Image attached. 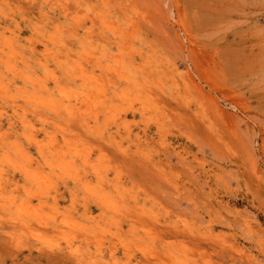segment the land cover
Listing matches in <instances>:
<instances>
[{
  "label": "rangeland",
  "instance_id": "1",
  "mask_svg": "<svg viewBox=\"0 0 264 264\" xmlns=\"http://www.w3.org/2000/svg\"><path fill=\"white\" fill-rule=\"evenodd\" d=\"M41 1L0 0V48L13 31L17 66L37 69L56 100V81L82 90L79 73L64 72L80 66L87 93L100 96L83 108L75 95L58 114L14 102L36 141L76 147L104 177L84 166L78 180L46 183L58 227L42 212L0 214V264H264V0ZM1 61L0 51L3 71ZM12 103L0 97V143L18 140L28 155L19 162L42 175ZM0 168V195L19 201L27 182L7 161ZM27 196L36 206L46 197Z\"/></svg>",
  "mask_w": 264,
  "mask_h": 264
},
{
  "label": "bare ground",
  "instance_id": "2",
  "mask_svg": "<svg viewBox=\"0 0 264 264\" xmlns=\"http://www.w3.org/2000/svg\"><path fill=\"white\" fill-rule=\"evenodd\" d=\"M39 1H41V0H39ZM47 0H45L44 1V3L46 2ZM42 2V1H41ZM43 3V2H42ZM42 3H40V4H42ZM38 5V4H37ZM38 7H39V5H38ZM37 7V8H38ZM45 7V6H44ZM61 9H62V7H60ZM42 9V8H41ZM44 10V9H43ZM7 11V10H6ZM40 11V10H39ZM39 11L37 12V13H39ZM47 11V10H46ZM41 12V11H40ZM44 12V11H43ZM59 12V11H58ZM40 14V13H39ZM45 14V13H44ZM48 14V13H47ZM46 14V15H47ZM69 13L67 12V10H66V8H63L62 10H61V15L62 16H60V17H62V18H64L65 19V22L68 20V18H70V19H72L71 17H68L67 15H68ZM40 15H42V14H40ZM44 16V15H43ZM48 16V15H47ZM56 16V15H55ZM39 17H42V16H39ZM56 17H58V14H57V16ZM56 17H54L55 19H58V18H56ZM45 18V17H44ZM48 18V17H47ZM54 18H51L50 17V19L48 18V20H53ZM62 18H61V21L60 22H63L64 20H62ZM36 19H37V17H36ZM40 20H42L41 18H40ZM40 20H38V21H40ZM44 20H46V18L44 19ZM43 20V21H44ZM43 21H40L41 23L43 22ZM47 21V20H46ZM56 21H58V20H56ZM56 21H51L52 23H53V28L55 29V31H58L59 32V30L61 29L60 28V26L62 27V24L60 23V22H58L59 24H56ZM69 21V20H68ZM67 21V22H68ZM48 22V21H47ZM64 22V23H65ZM31 23V22H30ZM29 23V24H30ZM45 23V22H44ZM34 24H35V22H34ZM33 24V25H34ZM32 25V24H31ZM35 25H38V23H36ZM40 25V24H39ZM39 25H38V27H39ZM66 25H67V23H66ZM65 25V26H66ZM45 26V25H44ZM47 26V25H46ZM64 26V25H63ZM37 27V26H36ZM41 27V26H40ZM48 27V26H47ZM33 28H35V27H33ZM52 28V27H51ZM58 28H59V30H58ZM1 29V28H0ZM6 29H8V28H6ZM36 29H38L39 30V28H36ZM42 29V28H41ZM54 29H52L53 31H54ZM35 30V29H34ZM5 31V30H4ZM43 31V30H42ZM2 32V31H1ZM7 32V31H6ZM38 33L39 32H41L40 30L39 31H37ZM44 32V31H43ZM1 34V33H0ZM3 34V33H2ZM37 34V33H36ZM45 34V33H44ZM4 35H6V33L4 34ZM3 35V36H4ZM47 35H49L48 36V39H47V41L48 42H50V43H56V42H58V39H57V41H56V39L55 38H53L52 36H50L51 34H47ZM45 37V36H44ZM49 37H52V38H49ZM2 38V37H1ZM3 40H2V43H1V48H0V51H1V53L3 54V56H4V61H1L2 62V65H3V68H4V70L3 71H1L0 70V97L2 98V99H8V100H11L13 103V105L12 106H14V109L13 110H11V111H13L12 112V116L14 117V115H15V117H16V119H17V121L20 123V125H21V128H22V131L21 130H19L20 131V133H21V135H23L27 140H35L36 139V137L34 136V134H36V133H33L32 132V130H30L31 128H32V126L30 125V121H27L26 120V118H25V115L26 114H24V112H23V106L21 107V110H22V112H20V111H18L19 110V108H18V106L20 105V104H16L14 101H16L17 102V97H19V99H21V100H23L26 104L25 105H31V107L33 106V108L34 109H36V110H40L41 111V109H44V110H47L48 112H54L55 114H58L59 113V111L63 108H67V109H69V108H72L70 105H71V101H72V97L73 96H75V99L76 100H79V102H81L82 104V107L84 106V107H87V105H88V102H89V96L90 95H92V94H90L89 95V93H90V91H89V93H87V90H86V88H88V81H86V78L84 77V73L86 72H84L83 71V69H81V66H80V68L78 69L79 71L76 73V71H74L73 70V72H70L69 70H65L64 72H65V74H66V76L70 79V77H71V79L73 80H75V78H76V75L79 73V78L81 79V86H82V90H80V91H75V89H74V91L72 92V90L71 89H69L70 87H66V88H64V87H60V84L56 81L55 82V86L57 87V91H58V93L60 94V96H61V98L62 99H60V100H56L53 96H52V94H53V90H51V89H49L47 86H45L44 85V83H43V81H44V79L40 76V74L39 73H37V72H35V71H33V70H30V68H28V70H25V68L24 69H21V68H19V66H17V63H24V65H25V61L24 62H22V60H23V54L24 53H21V51H20V45H21V43H20V45H19V42H18V39H17V35L15 34H13V31H11L10 30V34L9 35H6V36H4L3 38H2ZM44 40H45V38H44ZM56 45H58V44H56ZM59 45H61L60 43H59ZM63 45H64V43H63ZM62 46V45H61ZM57 47V46H56ZM49 48V47H48ZM48 48H47V45H46V47H45V51H47L48 50ZM68 49H69V47H68ZM22 50V49H21ZM58 50V49H57ZM59 51V50H58ZM48 53V52H47ZM54 53V52H53ZM59 53V52H58ZM57 53V54H58ZM56 54V53H55ZM129 55V54H128ZM130 56V55H129ZM128 57V56H127ZM2 58V57H1ZM118 59H121V57L120 58H118ZM130 59V58H129ZM24 60H26V58L24 57ZM42 61L43 60H41V63H42ZM119 61H121V65L123 66V63L124 62H122V60H119ZM129 60L127 59L126 61H125V63L126 62H128ZM131 61V60H130ZM44 62H46V61H44ZM117 62V61H116ZM26 63H28V61H26ZM39 63V62H38ZM47 63V62H46ZM119 63V62H118ZM129 63H131V62H129ZM31 64H33V63H31ZM35 64V63H34ZM40 64V63H39ZM127 64V63H126ZM40 65H42L43 67H46V65H44V63H42V64H40ZM71 65V64H70ZM119 65H120V63H119ZM129 65V64H128ZM132 65V64H131ZM26 66H28V64L26 65ZM25 66V67H26ZM61 66H63V65H61ZM29 67V66H28ZM117 67H119V66H117ZM2 68V67H1ZM27 68V67H26ZM32 68V67H31ZM40 68H41V66H40ZM76 67H74V69H75ZM83 68V67H82ZM123 68V67H122ZM34 69V68H33ZM39 69V68H38ZM43 69V68H42ZM62 69H63V67H62ZM120 69V68H119ZM119 69H117V70H119ZM48 70V69H47ZM76 70V69H75ZM38 71V70H37ZM40 71V70H39ZM42 71V70H41ZM44 71V70H43ZM49 71V70H48ZM52 71V70H51ZM50 71V72H51ZM61 72V71H60ZM118 72H120L119 74H118V76H121V77H124V79L125 80H130V75H128V74H126L127 73V71H125V72H121L120 70L118 71ZM45 74V73H44ZM50 74H52V73H50ZM56 74V73H55ZM86 74V73H85ZM121 74V75H120ZM57 75V74H56ZM87 75V74H86ZM44 76H46V75H44ZM60 76H61V74H60ZM50 77H51V75H50ZM54 77V76H53ZM61 77H63V76H61ZM88 77H90V76H88ZM78 78V79H79ZM77 79V80H78ZM49 80V79H48ZM90 81V80H89ZM131 81V80H130ZM130 83V82H129ZM18 84H20V85H18ZM51 84V83H50ZM91 86H93L94 87V85L92 84V85H90L89 87H91ZM86 90V92L84 91V89ZM95 88H97L96 86H95ZM95 88H94V90H95ZM56 89V88H55ZM90 89V88H89ZM91 89H93V88H91ZM95 92V91H94ZM99 93V92H98ZM97 95H99L100 96V93L99 94H96V96ZM78 96H81L82 98H77ZM95 97V99H97L96 98V96H95V94H93L92 95V97ZM101 98V97H100ZM101 100H103V99H101ZM4 101V100H3ZM95 101H99V100H95ZM94 101V102H95ZM19 102H21V101H19ZM74 102V101H73ZM78 102V101H77ZM79 102H78V104H79ZM91 103V101L89 102V104ZM96 103V102H95ZM98 103H100V102H98ZM73 105L75 104V103H72ZM92 104V103H91ZM103 104V103H102ZM80 105V104H79ZM78 105V106H79ZM99 105V104H98ZM70 106V107H69ZM95 106V105H94ZM146 106V105H145ZM0 107H2V106H0ZM20 107V106H19ZM81 107V106H80ZM79 107V108H80ZM83 107V108H84ZM147 107V106H146ZM78 108V109H79ZM88 108H90V107H88ZM1 109V108H0ZM12 109V108H11ZM31 109V108H30ZM33 109V110H34ZM73 109V108H72ZM77 109V110H78ZM81 109V108H80ZM79 109V110H80ZM95 109V108H94ZM2 111H3V109H1ZM32 110V111H33ZM71 110V109H70ZM78 110V111H79ZM89 110V109H88ZM90 110H91V108H90ZM32 111H30V112H32ZM71 111H73V110H71ZM70 111V112H71ZM95 111V110H94ZM142 111V110H141ZM1 112V111H0ZM36 112V111H35ZM34 112V113H35ZM90 112V111H89ZM92 112V111H91ZM90 112V114H92ZM27 113V112H26ZM39 113V112H38ZM38 113H36V114H38ZM42 113V112H41ZM93 113H95V112H93ZM86 114V113H85ZM89 114V115H90ZM96 114V113H95ZM95 114H93V115H95ZM32 115H33V113H32ZM43 116H44V118H46V114L44 115V114H42ZM42 115H39V116H42ZM66 115V114H65ZM96 116V115H95ZM37 117H38V115H37ZM34 118V117H33ZM42 118V117H41ZM50 118H52V116L50 115ZM53 118H55V117H53ZM95 119H96V117H94ZM39 119V118H38ZM84 120V119H83ZM87 120L88 119H85V121L87 122ZM9 122V121H8ZM96 122V121H95ZM85 124V123H84ZM90 125V124H89ZM88 126V125H87ZM92 127V126H91ZM93 128V127H92ZM29 130V131H28ZM93 130V129H92ZM100 130V129H99ZM44 131H45V129H44ZM94 132V131H93ZM2 133V132H1ZM4 133V132H3ZM2 133V134H3ZM47 133V132H46ZM2 134H0V140L2 139ZM11 138V137H10ZM9 138V139H10ZM13 139V138H12ZM3 140V139H2ZM52 140H54V137L53 136H51V140L49 141V142H47V143H49V144H47V143H44V144H40V142H38V141H36V144H37V149H38V152H39V154H40V156H41V159H42V163L40 164V165H42V167L43 168H46V172L44 173V172H42V175L40 174L41 172L38 170H32V169H34V168H27L26 166H25V164H22L21 162H19V160H23V161H26L27 159H28V155H27V153H26V151L21 147V144H20V142L17 140H15V141H8V140H5V142L4 141H1V143H2V145H3V143H5L4 144V146H2L1 145V143H0V145H1V147H0V163L2 162V161H7L8 162V164L10 165H12V167H13V169H15V170H17L18 172H21V176H22V179H23V181H25V182H27V184H23L21 187H23L24 188V190H23V192H24V197H26L27 196V194H29V195H31L32 197L33 196H38L39 198V200H41V197L44 195V194H46V191H47V189H46V183L48 182V181H50V179L53 177V176H57L59 173L60 174H62V176L63 175H65L67 178H69V177H76L75 179H77V174H78V172L80 171V167H84V166H90V168L92 167V170H93V172H94V174L96 175V178H98V179H102L103 177H104V175L102 174V169H100L97 165H94V164H90L89 163V160H88V156H86V155H84L83 153H80V151L76 148V147H72V148H67V149H64V150H59V151H56V150H54V148H52L50 145H51V142H52ZM3 147H5V148H3ZM35 148V149H36ZM36 149V150H37ZM37 157V156H36ZM18 159V160H17ZM77 159L79 160V165H77ZM34 160V159H33ZM22 161V162H23ZM31 161V160H30ZM27 162V161H26ZM35 162H36V160H35ZM40 162V161H39ZM38 162V163H39ZM31 165H33V164H31ZM25 166V167H24ZM38 166V165H37ZM9 167H11V166H9ZM78 168V169H77ZM44 170V169H43ZM42 171V170H41ZM3 171H2V168H0V176L2 175L1 173H2ZM104 174H106V173H104ZM94 175V176H95ZM8 176H6L5 178H7ZM65 177V178H66ZM106 177V176H105ZM95 178V179H96ZM13 179V178H12ZM61 179V178H60ZM78 180V179H77ZM110 180H111V178H110ZM99 181V180H98ZM106 181V180H105ZM103 184V183H102ZM105 184V183H104ZM26 186V187H25ZM105 186V185H104ZM7 187V186H6ZM100 187V186H99ZM101 188V187H100ZM99 188V189H100ZM115 188V187H114ZM107 189V188H106ZM0 191H2L1 189H0ZM101 191V190H100ZM105 191V190H104ZM49 192V191H48ZM97 192V191H96ZM1 193H3V191L1 192ZM26 193V194H25ZM106 193V192H105ZM50 195V194H49ZM96 195H97V193H96ZM1 196H3V197H1ZM46 196V195H45ZM45 196H43V198L45 197ZM19 197V196H18ZM23 197V198H24ZM28 197V196H27ZM102 197L103 198H105V201H106V203H109L110 201H107L109 198L107 197V196H105V194H104V192H103V194H102ZM101 197V198H102ZM1 198H2V200H1ZM17 198V197H16ZM20 199L19 201H17L15 198H13V197H10V196H4V195H0V214L2 215V216H4V217H6V218H8V216H9V218L11 219L12 218V221L14 220L13 219V217L12 216H10V213L11 212H14V213H16V214H18V213H21V212H26V215H27V217L30 215V211H32V218H33V216L34 215H37L38 216V219L39 220H41L40 218H39V215L37 214V213H40V212H42V213H44V217H46V220L47 221H45V220H43V221H45V222H42L43 224H49L48 222H52L51 224H56V226L58 225L57 223H56V221H57V219H56V214L58 213L57 212V207H56V204H55V200L53 199L52 200V202L51 201H49L48 199V197L46 196L44 199H42L41 201H39V203L37 204L36 202H34V203H36L38 206H36L34 203V205H32L31 204V201L29 200H26V199ZM102 198V199H103ZM97 199V198H96ZM33 200V199H32ZM98 200V199H97ZM96 201V200H95ZM103 201V200H102ZM105 201H104V203H105ZM41 202H43L42 204H41ZM57 202V201H56ZM98 202V201H97ZM100 202H101V200H100ZM50 203H52V204H50ZM105 203V204H106ZM102 204V203H101ZM104 205V204H103ZM55 206V207H54ZM101 207V206H100ZM99 207V208H100ZM104 209V208H103ZM27 211H29V212H27ZM46 213V214H45ZM12 214V213H11ZM25 214V213H24ZM58 215V214H57ZM31 216L30 217H28L29 219L31 218ZM19 217V216H18ZM27 218V219H28ZM16 219V218H15ZM18 219V218H17ZM16 219V220H17ZM43 219V218H42ZM56 219V220H55ZM32 221H35L34 219H31ZM61 220V223L62 224H66V223H68V219L67 218H61L60 219ZM59 221V220H58ZM30 222V221H29ZM36 222H39L38 220L36 221ZM36 222H34V223H36ZM60 222V221H59ZM33 223V222H32ZM33 223V224H34ZM20 224H22V223H20ZM28 224V223H27ZM39 224H41V222H39L38 223V225ZM31 226H33V225H31ZM45 226V225H44ZM44 226H40V227H44ZM55 226V225H54ZM53 226V227H54ZM12 227H13V225H12ZM15 227V226H14ZM19 227V226H18ZM17 227V228H18ZM34 227H38V229H39V226H37V223H36V226H34ZM58 227V226H57ZM29 228V227H28ZM27 228V229H28ZM31 229H32V227H30ZM29 228V229H30ZM45 228H46V226H45ZM50 228V227H49ZM33 230V229H32ZM36 231V232H35ZM34 234H35V236H40L39 234V232H38V230H37V228L35 229L34 228ZM37 234V235H36ZM70 235V234H69ZM67 236V235H66ZM72 237L73 236H71V239H72ZM68 238V237H67ZM66 241H68L67 239H66ZM68 245V244H67ZM174 258H176V257H174Z\"/></svg>",
  "mask_w": 264,
  "mask_h": 264
}]
</instances>
